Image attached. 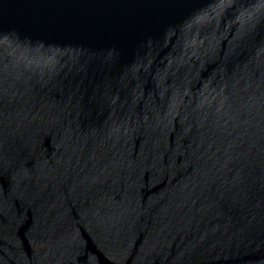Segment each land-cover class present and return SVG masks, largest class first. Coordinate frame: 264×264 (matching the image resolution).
I'll return each instance as SVG.
<instances>
[{"label": "water", "instance_id": "obj_1", "mask_svg": "<svg viewBox=\"0 0 264 264\" xmlns=\"http://www.w3.org/2000/svg\"><path fill=\"white\" fill-rule=\"evenodd\" d=\"M0 264H264V0H0Z\"/></svg>", "mask_w": 264, "mask_h": 264}]
</instances>
